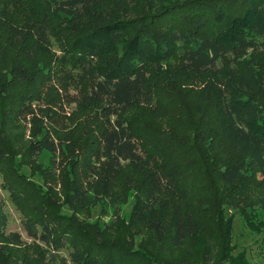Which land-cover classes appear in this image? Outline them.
Segmentation results:
<instances>
[{"label": "trees", "instance_id": "trees-1", "mask_svg": "<svg viewBox=\"0 0 264 264\" xmlns=\"http://www.w3.org/2000/svg\"><path fill=\"white\" fill-rule=\"evenodd\" d=\"M183 80L201 86L198 119L178 96ZM175 103L188 114L174 124L193 132L146 123ZM46 154L70 209L116 217L84 224L36 189L24 227L56 263L197 264L177 257L208 223L228 255L232 227L202 184L264 190V0H0V194L23 201L21 160L35 168ZM129 193V223L157 249L105 238ZM7 224L0 198V254L6 240L23 243ZM203 251L202 264H244L213 260L210 241Z\"/></svg>", "mask_w": 264, "mask_h": 264}, {"label": "rangeland", "instance_id": "rangeland-1", "mask_svg": "<svg viewBox=\"0 0 264 264\" xmlns=\"http://www.w3.org/2000/svg\"><path fill=\"white\" fill-rule=\"evenodd\" d=\"M182 82L183 83L178 84V90L180 93L178 96L188 103L194 99L192 94H196V92L201 89V86L200 84L192 86L194 85L192 81L183 80ZM198 95L199 94H197L196 100H193V103L188 105L189 116H197V119L199 110L204 106V103H202L200 109L196 108V104L199 100ZM176 103L175 105L177 107L171 109L169 117L163 120L160 125H158L151 117L145 118L146 123L154 127L158 126V128L162 130L168 129L178 135L193 132L194 126L182 130L174 124L176 123L175 118L180 122L181 117L179 115L183 117L182 120H186L188 114L186 110L182 108L181 104L178 105ZM203 109L205 110V108ZM210 110L212 112L211 107ZM43 156L44 157H41L39 161V165L35 168H33V165H31L29 161L24 159L21 160V157L17 158V162L20 163L19 160H21L22 163V174L28 179L27 183L20 185L21 190L25 194L23 201L15 202L5 191H2L0 194L4 213L8 219L7 232H17L21 235L23 240L22 244H14L7 240L4 241L3 245L5 252L0 254V264H53V262L54 264H60L59 260H62V258L66 261V264H70V261L67 258L61 256L56 258L57 263L53 261L52 256L50 255L52 251L43 244L34 242L25 230V221L34 216V212L31 208L32 200L34 198H37L38 200L43 199L42 196L36 193V189H42V192L47 191L49 198L51 197L57 203L54 202L62 214L73 219L77 216L84 224L85 222L93 223L96 221H104L107 224H111L116 220V217L113 218L112 216V210L109 208L104 209L101 206V208L96 207L88 211H80L78 207H75L74 210L70 209L66 205L68 203L66 201L64 183L59 180L62 171H57L56 180L53 179L48 172H46L47 169L50 174L53 172L48 166L49 155L46 154ZM262 179L261 174L256 175L255 180L257 182H262ZM198 181H203V179H198ZM211 184H215V187L211 188ZM202 186L207 196L212 195L213 197H216L218 205L221 208L223 207L222 214L225 221H228L232 227V242L228 247L229 253L227 255V252H225L227 248L223 247L219 227H217V225L212 226L208 223L211 230L205 232L203 230L205 225L203 224L202 231L199 233L198 237L191 240V242L181 250L177 259L183 262L193 260L197 264H202L205 258L203 245L206 248L207 241H210L213 243V247L217 252L215 255L217 257L214 256L213 260L222 258V260H225L228 263H236L239 261L244 264H264V190L259 185H253L248 189L246 196L242 197L239 196L236 191H228L227 188L220 185L219 180L214 177L208 178ZM130 194L132 193H129V195ZM253 200H255L254 206L249 207L245 205L246 203L253 202ZM133 204L134 197L132 194L120 212V222L122 221V223L116 225L114 230L108 231L105 238L109 242H121L125 243V245L128 244L131 248L150 247L157 249L158 244L144 229L132 226L129 223ZM105 210H107V216H104L102 213V211L104 212ZM246 210L247 213H244ZM200 213L210 220V213ZM62 255L65 256L64 254ZM144 261H146V259H144Z\"/></svg>", "mask_w": 264, "mask_h": 264}]
</instances>
